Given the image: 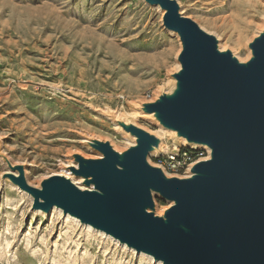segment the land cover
Segmentation results:
<instances>
[{
    "label": "rangeland",
    "instance_id": "374dc122",
    "mask_svg": "<svg viewBox=\"0 0 264 264\" xmlns=\"http://www.w3.org/2000/svg\"><path fill=\"white\" fill-rule=\"evenodd\" d=\"M177 2L223 49L248 58L264 0ZM179 50L162 11L143 0H0V264H161L59 210H32L31 197L2 179L1 155L39 186L74 153L98 155L85 139L126 149L108 114L131 117L132 103L168 91ZM131 120L171 142L149 119ZM155 200L158 212L169 205Z\"/></svg>",
    "mask_w": 264,
    "mask_h": 264
},
{
    "label": "water",
    "instance_id": "95a60500",
    "mask_svg": "<svg viewBox=\"0 0 264 264\" xmlns=\"http://www.w3.org/2000/svg\"><path fill=\"white\" fill-rule=\"evenodd\" d=\"M143 1L162 11L180 50L168 91L132 106L171 142L118 117L126 149L85 139L98 155L74 153L67 175H49L39 186L28 183L24 165L1 155L8 167L2 179L31 197L32 210L57 208L161 264H264V25L241 61L185 16L177 0ZM180 146L206 156L183 174L150 162ZM155 197L169 203L163 212Z\"/></svg>",
    "mask_w": 264,
    "mask_h": 264
},
{
    "label": "built area",
    "instance_id": "2783aa9c",
    "mask_svg": "<svg viewBox=\"0 0 264 264\" xmlns=\"http://www.w3.org/2000/svg\"><path fill=\"white\" fill-rule=\"evenodd\" d=\"M204 156H206L204 149H192L180 146L177 154L166 153L160 157H156V162L161 164L170 173L183 174L191 162Z\"/></svg>",
    "mask_w": 264,
    "mask_h": 264
},
{
    "label": "bare ground",
    "instance_id": "6f19581e",
    "mask_svg": "<svg viewBox=\"0 0 264 264\" xmlns=\"http://www.w3.org/2000/svg\"><path fill=\"white\" fill-rule=\"evenodd\" d=\"M219 48L220 49H223L222 48V46L220 45L219 46ZM248 53H249V51H248ZM248 56H249V54H248ZM240 60L241 61H243L244 59L242 58H240ZM132 108V107H131ZM131 115V117H125L124 115H122L121 117H122V119L125 121V122H128V121H132V123H134V124H136V125H138L135 121H133V120H130V119H136V118H139V119H141V118H146L147 117V114H145V113H142V112H140V111H137L136 109H135V107H134V109L132 110V113L130 114ZM119 118H118V116L117 117H114V120L113 119H111L112 120V122L114 123V124H117L116 123V120H118ZM154 124L155 125H157V121H154ZM117 126H119L118 124H117ZM118 128V127H117ZM118 131H120V133L121 134H123L124 136H126V133L121 129V130H119V128H118ZM170 133H172L171 131H170ZM180 145H186L185 143V140L184 139H180ZM60 174H64V175H67L66 173H65V170H61V173ZM79 180L78 181H81V178H78ZM79 187H81V188H83L82 186H79ZM54 210H59V209H57V208H53L51 211L53 212ZM60 211V210H59ZM43 213V212H42ZM44 215H45V213H43ZM73 221H76V220H74V219H72ZM141 256L143 255V254H140ZM145 256V255H144ZM145 257H148V258H150L149 256H145Z\"/></svg>",
    "mask_w": 264,
    "mask_h": 264
}]
</instances>
